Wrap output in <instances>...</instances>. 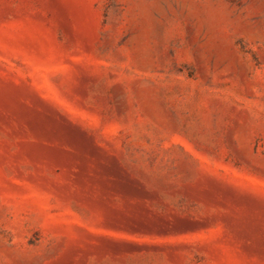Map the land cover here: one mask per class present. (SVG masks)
Returning <instances> with one entry per match:
<instances>
[{
  "label": "rangeland",
  "instance_id": "obj_1",
  "mask_svg": "<svg viewBox=\"0 0 264 264\" xmlns=\"http://www.w3.org/2000/svg\"><path fill=\"white\" fill-rule=\"evenodd\" d=\"M0 264H264V0H0Z\"/></svg>",
  "mask_w": 264,
  "mask_h": 264
}]
</instances>
